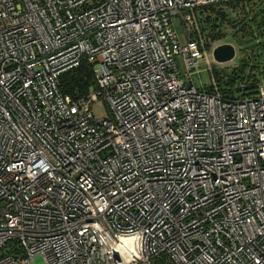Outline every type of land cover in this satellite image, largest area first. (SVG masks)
I'll list each match as a JSON object with an SVG mask.
<instances>
[{"label": "built area", "instance_id": "2783aa9c", "mask_svg": "<svg viewBox=\"0 0 264 264\" xmlns=\"http://www.w3.org/2000/svg\"><path fill=\"white\" fill-rule=\"evenodd\" d=\"M231 1L0 0V264H264V77L222 93L200 25Z\"/></svg>", "mask_w": 264, "mask_h": 264}, {"label": "trees", "instance_id": "16d2710c", "mask_svg": "<svg viewBox=\"0 0 264 264\" xmlns=\"http://www.w3.org/2000/svg\"><path fill=\"white\" fill-rule=\"evenodd\" d=\"M252 0H235L225 3L224 6L210 7V15L200 19V25L204 31L205 39L209 35L223 34L220 26L222 23L230 24L232 37L240 48H249L253 53L251 61L242 58L238 66L233 67L225 75L215 76L217 86L222 93L232 94L252 90L259 77H264V0H255L262 5L258 7L249 6ZM229 7L232 12L241 14L239 20L231 19V14L226 13L224 7ZM214 12V14H213ZM213 15V16H212ZM207 31V32H206ZM258 36H257V35ZM215 35V36H216ZM217 37H213L216 39ZM242 48V49H243ZM241 89V84H244ZM95 84V77L92 65L88 62L82 63L79 67L64 72L60 77L59 89L63 94L73 98L83 95ZM211 88V84L205 86Z\"/></svg>", "mask_w": 264, "mask_h": 264}, {"label": "rangeland", "instance_id": "374dc122", "mask_svg": "<svg viewBox=\"0 0 264 264\" xmlns=\"http://www.w3.org/2000/svg\"><path fill=\"white\" fill-rule=\"evenodd\" d=\"M259 2H256L255 0L250 1L249 6H251L250 8L254 7H258L256 5H258ZM262 5V4H259ZM224 6V4L222 5ZM226 13L231 14V19L233 20H239L241 18V14H239L238 12H232L231 9L229 7H224ZM210 10L205 9L202 12L203 16H207L210 15L211 13L209 12ZM231 11V13H230ZM214 14V12H213ZM213 16V15H212ZM226 22L222 23L223 25L220 26L221 31L223 32V34H219V35H209V37L207 36V40H206V49L208 51V60L213 68L212 72L215 76L218 75H225L227 73H229V71L235 67L239 65V62L242 58H248L249 62L251 61V58L253 56V53L251 52V50L249 48H240L237 43L234 41L233 37H232V29H231V25L230 24H225ZM230 25V26H229ZM172 27L175 30V32L178 35V39L181 43H184L187 41L188 37L185 34V30L184 27L181 25L180 20L178 18H175L172 21ZM205 31V30H204ZM207 32V31H206ZM216 35V36H215ZM257 35V34H256ZM258 36V35H257ZM213 37H217L216 39H213ZM223 44H231L234 46L235 48V57L230 60L227 61L225 63H219L217 61L214 60L213 56H212V50L220 45ZM179 60L181 61V57H179ZM212 74L209 71V65L206 63V60L203 58L201 60H199V65L196 69L193 70V81L197 86H201L204 85L207 86L209 85V83L211 82V77ZM92 110L93 113L95 115V117H107L109 116V110L107 107V104L102 100L99 99L98 101L94 102L92 104ZM37 264L41 263V258L38 257L35 259Z\"/></svg>", "mask_w": 264, "mask_h": 264}, {"label": "water", "instance_id": "95a60500", "mask_svg": "<svg viewBox=\"0 0 264 264\" xmlns=\"http://www.w3.org/2000/svg\"><path fill=\"white\" fill-rule=\"evenodd\" d=\"M212 56L215 61L225 63L235 57V48L231 44H223L212 50Z\"/></svg>", "mask_w": 264, "mask_h": 264}]
</instances>
